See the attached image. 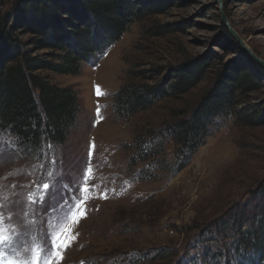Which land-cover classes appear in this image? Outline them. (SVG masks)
<instances>
[{
    "label": "rangeland",
    "instance_id": "obj_1",
    "mask_svg": "<svg viewBox=\"0 0 264 264\" xmlns=\"http://www.w3.org/2000/svg\"><path fill=\"white\" fill-rule=\"evenodd\" d=\"M25 1L0 0V19L11 15L0 27V40L8 34L20 53L48 58L51 50L33 44L35 35L22 24ZM220 2L164 0L78 75L36 73L71 88L80 113L66 142L41 146L39 155L0 133V213L9 228L19 229L16 259L22 264L35 256L44 264L50 237L69 226L75 239L59 264H209L200 250L222 248L221 234L211 241L204 232L264 188V124L245 122L264 118V75L226 35L221 14L246 49L264 61V0ZM4 47L0 41V53ZM198 59L209 66L192 90L132 115L118 113L115 95L122 89L167 85L174 69ZM230 67L250 74L247 89L253 90L238 93L235 113L211 119L204 145L174 173L181 153L169 127L186 119ZM79 211L85 215L72 224Z\"/></svg>",
    "mask_w": 264,
    "mask_h": 264
},
{
    "label": "trees",
    "instance_id": "obj_2",
    "mask_svg": "<svg viewBox=\"0 0 264 264\" xmlns=\"http://www.w3.org/2000/svg\"><path fill=\"white\" fill-rule=\"evenodd\" d=\"M164 0H28L22 6V24L35 35L31 42L51 50L48 58L20 53L8 34L0 40L5 47L0 53V133L6 134L22 150L64 144L77 122L80 103L71 88L48 82L36 74L46 71L59 76H76L84 63L106 51L127 29L158 10ZM32 12V16L27 12ZM11 15L0 19L3 27ZM222 29L231 38L224 24ZM207 59L188 62L174 69L167 85L155 87L130 85L115 95L118 113L132 115L146 110L165 98H177L192 90L204 78ZM264 75V68L256 64ZM217 83L202 96L186 119L169 127L170 138L179 144L178 172L188 163L197 148L210 135L211 119L234 112V102L240 92L253 84L250 74L230 67L216 77ZM239 115H242L240 113ZM243 116V115H242ZM247 115L244 119L248 120ZM256 122L263 125L264 118ZM246 124V123H244ZM43 152V151H42ZM34 156V155H33ZM184 158V160H183ZM264 187V186H263ZM203 236L216 232L225 243L210 253V247L200 252L209 264H264V188L249 194L240 206L235 205L228 218L209 225ZM208 238V239H210ZM230 240L229 243L226 241ZM225 248V249H224ZM227 248V250H226ZM202 256V258H203Z\"/></svg>",
    "mask_w": 264,
    "mask_h": 264
},
{
    "label": "snow or ice",
    "instance_id": "obj_3",
    "mask_svg": "<svg viewBox=\"0 0 264 264\" xmlns=\"http://www.w3.org/2000/svg\"><path fill=\"white\" fill-rule=\"evenodd\" d=\"M98 94L99 90H98ZM88 172H91V169H88ZM45 194L47 195L49 185H43ZM87 191V189H83ZM40 203H43L41 199ZM54 210V209H53ZM85 215V212L79 211L71 215V223L78 224L79 220ZM11 220V217L8 218ZM20 232L19 229L14 226L9 228L3 217V214L0 213V264H22V262L16 257L20 254L19 248L16 245L17 238ZM50 249H43V252L49 254V258L45 259L44 264H59V260L63 259L62 252L68 247L72 240L75 239L72 236L71 227L64 228L61 232L57 233L54 238H51ZM43 248V246H42ZM41 248L37 249V252H41ZM42 256H35L30 261L25 260L23 264H40V259Z\"/></svg>",
    "mask_w": 264,
    "mask_h": 264
},
{
    "label": "water",
    "instance_id": "obj_4",
    "mask_svg": "<svg viewBox=\"0 0 264 264\" xmlns=\"http://www.w3.org/2000/svg\"><path fill=\"white\" fill-rule=\"evenodd\" d=\"M219 3V6H221V2L220 0H217ZM221 20L223 22V24L226 26L228 32L238 41V43L243 47V49L245 51H247L251 58L259 65H261L264 68V61H262L261 59H259L258 57H256L252 52H250L248 49H246V47L243 45V43L241 42L240 38L235 34V32L230 28L226 18L223 16V14H221Z\"/></svg>",
    "mask_w": 264,
    "mask_h": 264
}]
</instances>
